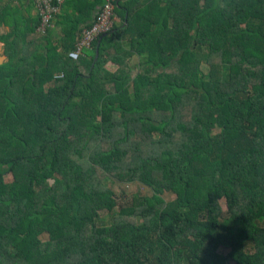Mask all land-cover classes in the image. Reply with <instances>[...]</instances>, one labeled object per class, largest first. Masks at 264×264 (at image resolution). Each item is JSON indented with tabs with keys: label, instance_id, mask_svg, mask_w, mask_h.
Segmentation results:
<instances>
[{
	"label": "trees",
	"instance_id": "obj_1",
	"mask_svg": "<svg viewBox=\"0 0 264 264\" xmlns=\"http://www.w3.org/2000/svg\"><path fill=\"white\" fill-rule=\"evenodd\" d=\"M103 3L0 37V264H264V0Z\"/></svg>",
	"mask_w": 264,
	"mask_h": 264
},
{
	"label": "crops",
	"instance_id": "obj_2",
	"mask_svg": "<svg viewBox=\"0 0 264 264\" xmlns=\"http://www.w3.org/2000/svg\"><path fill=\"white\" fill-rule=\"evenodd\" d=\"M83 1V2H82ZM66 0L65 7L63 8V11L61 13L62 17L60 16L58 19H56L53 23V26L50 29V32L52 33V39L53 44L58 45V40L63 37L64 31L67 28L68 24H71V21H76L79 19V12L75 9H78V4L82 5V7H88L89 4H93L95 0ZM99 1V0H98ZM153 0H138L139 3L143 4L144 7L149 5ZM104 2V0H103ZM104 4V3H103ZM101 5V7L103 6ZM11 8V18H9L10 13H6L4 18V14H2V17L4 18V21H0V37H6L9 35V33L12 30V27L14 23H16V28L19 29L21 32L22 29L29 27L31 29L32 26L35 25V22L38 21V13L34 4V0H1L0 2V9H4L5 6H8ZM72 5V6H71ZM81 7V9H82ZM98 10H100V8ZM2 9V12H3ZM1 11V10H0ZM98 13V12H97ZM12 16L16 19H12ZM96 16V14L93 15V18ZM68 18V19H67ZM64 19V20H63ZM90 22V21H89ZM120 23L119 22L117 24ZM83 29L85 26H82ZM78 38V36H77ZM53 45V46H54ZM64 49L62 47L60 48L59 52H63ZM8 61V57L5 53V43L0 40V65L4 64ZM131 65H136L139 61H141V57L137 54H133V57L130 59ZM107 69L114 73L119 69V66L110 62L107 65Z\"/></svg>",
	"mask_w": 264,
	"mask_h": 264
},
{
	"label": "built area",
	"instance_id": "obj_3",
	"mask_svg": "<svg viewBox=\"0 0 264 264\" xmlns=\"http://www.w3.org/2000/svg\"><path fill=\"white\" fill-rule=\"evenodd\" d=\"M121 0H104L91 26L84 28L78 37L74 54L83 55L84 51L91 49L93 44L103 35L111 33L119 18L116 14L117 7ZM66 0H34L39 17L37 32L46 34L53 26L54 21L61 15Z\"/></svg>",
	"mask_w": 264,
	"mask_h": 264
},
{
	"label": "rangeland",
	"instance_id": "obj_4",
	"mask_svg": "<svg viewBox=\"0 0 264 264\" xmlns=\"http://www.w3.org/2000/svg\"><path fill=\"white\" fill-rule=\"evenodd\" d=\"M106 185L115 193L116 197L120 200L125 198H131L133 195L141 194V195H151L152 192L149 188L143 186L140 183H120L119 181L108 179L106 181ZM170 196V197H169ZM167 199L173 198L172 195H167ZM224 211L226 212V204L225 201H221ZM112 213L109 212H101L100 215V225H109L112 221ZM48 239V235H43L42 240L46 241ZM223 253H227L228 250H222Z\"/></svg>",
	"mask_w": 264,
	"mask_h": 264
},
{
	"label": "water",
	"instance_id": "obj_5",
	"mask_svg": "<svg viewBox=\"0 0 264 264\" xmlns=\"http://www.w3.org/2000/svg\"><path fill=\"white\" fill-rule=\"evenodd\" d=\"M100 41H101V39L99 40V42H98V44H97V47H96L97 53H98V50H99Z\"/></svg>",
	"mask_w": 264,
	"mask_h": 264
},
{
	"label": "bare ground",
	"instance_id": "obj_6",
	"mask_svg": "<svg viewBox=\"0 0 264 264\" xmlns=\"http://www.w3.org/2000/svg\"><path fill=\"white\" fill-rule=\"evenodd\" d=\"M117 26V25H116Z\"/></svg>",
	"mask_w": 264,
	"mask_h": 264
}]
</instances>
